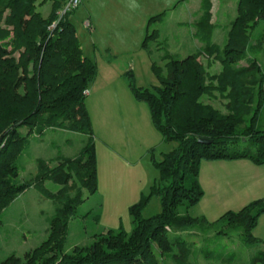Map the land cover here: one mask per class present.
Instances as JSON below:
<instances>
[{"label":"trees","instance_id":"1","mask_svg":"<svg viewBox=\"0 0 264 264\" xmlns=\"http://www.w3.org/2000/svg\"><path fill=\"white\" fill-rule=\"evenodd\" d=\"M45 1L40 0L38 5ZM51 1L44 15L36 9L37 0H0V210L33 185L55 204L50 240L65 233L68 217L84 201L83 189L91 194L98 185L93 139L75 157L63 156L55 166H51L50 159L38 158L31 183L13 180L24 140L20 126L46 123L63 114L69 127L93 137L83 91L96 76V64L82 53L70 19L73 10L59 14L66 0ZM201 2L198 34L208 39L201 52L183 58L164 52L161 58L166 61V75L157 76L160 84L152 89L137 87L132 73H128L134 97L147 104L152 123L163 140L177 143L172 150L161 153L160 159L152 158L159 176L148 195L142 194L138 202L128 207L131 230L121 226L95 233L90 244L76 247L71 253L59 245L58 255H43L48 240L26 254L24 262L9 257L3 264H197L192 247L196 236L186 229L199 223L213 224L225 217L230 218L226 232H238L245 244L264 245L253 235L257 220L264 213V197L238 211L228 210L212 222L189 214V209L204 195L199 182L203 160L248 159L256 165L264 164V128L257 126L264 102V73L256 59L246 66L238 63L246 53L248 29L264 20V0H238L237 14L222 47L210 43L208 38L211 0ZM161 15L150 17L149 24ZM146 39L147 35L142 46ZM263 41L264 28L254 46L260 47ZM200 54L212 56L220 63L221 71L206 73L197 58ZM151 67L158 73L155 61ZM254 68L259 76L249 74ZM255 85L257 99L249 114ZM213 91L226 99L225 113L201 100L203 95L213 97ZM201 137L209 142L200 141ZM72 175L79 184L69 181ZM45 180L61 187L50 192L44 186ZM152 195L159 197L161 210L144 217L143 209ZM94 218L98 220V216ZM251 263L264 264V247L256 250ZM223 264L231 263L225 259Z\"/></svg>","mask_w":264,"mask_h":264},{"label":"rangeland","instance_id":"2","mask_svg":"<svg viewBox=\"0 0 264 264\" xmlns=\"http://www.w3.org/2000/svg\"><path fill=\"white\" fill-rule=\"evenodd\" d=\"M39 1L37 0L36 9L42 13H48L52 1L46 0L42 6L38 5ZM219 1L221 11L217 16L214 14L213 18L219 30H227L236 14L238 0ZM214 2L216 4L215 12L218 0H214ZM228 2H230L229 5H227ZM201 7V0H155L154 6L145 5V12L150 15L162 11L165 14L152 20L147 25V29L145 23L138 30L140 34L144 32L147 35L145 46H142L143 38L140 43L135 40H122L124 45L115 47L117 54H114L113 58L106 56L107 54L98 45V49L96 48L94 51L96 53L91 52L93 44L91 39L86 36V33L89 35L91 30L86 29L84 25V17L87 14L84 0L73 10L70 18L75 25L82 53L86 56L90 54L96 64V76L88 85L89 93L85 97V106L90 117L93 137L69 127L68 120L64 118L63 114H59L55 119L46 123L20 126L19 131L24 140L22 149L16 158V175L13 180L15 183H31L37 169L38 158L50 159L52 160L51 166H55L63 156L75 157L86 142L93 139L95 148L97 147L99 184L96 191L91 194L83 189L84 201L75 209L73 215L68 217L65 233L51 240L49 238L50 223L56 214L53 200L46 198L31 184L23 192L13 197L0 210V264H3L9 257H17L23 261L26 254L48 240L46 248L42 251L43 255H58L59 245L63 246V251L71 253L76 247L90 244L94 240L95 233L104 232L107 229H117L121 226L127 231L131 230L128 207L133 203L128 204L124 195L129 191L130 193L136 192L138 196L134 203L139 201L142 194L148 195L152 184L159 176L152 158L160 159L161 153L172 150L177 143L164 141L163 137L158 135L155 145L153 144L149 148H153L151 152L148 148L145 151L140 149L141 146L138 143L141 142L140 138L132 134V130L133 132L136 130L133 124L136 113L140 112V107L142 109L143 107L149 108L146 103L137 102L130 89L128 73H132L134 84L137 87L152 89L160 84L157 76L166 75V61L161 58L164 52H170L180 58L201 52L208 40L198 34L197 23L201 21ZM132 22L135 26V16ZM213 26L211 23L210 32ZM217 28L213 30L214 34L218 31ZM263 28L264 20H260L255 26L248 29L249 41L246 53L238 60L239 65L246 66L256 59L262 73H264V41L260 47L254 46V43ZM93 36L94 42L101 37L98 34ZM210 37L211 35L208 37L210 43H217L213 34L211 39ZM217 44L221 47L224 45V43ZM197 58L208 74L219 73L222 69L220 63L212 56L200 54ZM151 61H155L159 67L158 73L152 69ZM249 74L259 76L255 68L250 70ZM256 91L257 85L253 87L255 98L249 107L251 108L249 114H251L257 99ZM212 96L203 95L201 100L225 113L223 103L226 99L220 98L218 91H213ZM39 126L42 127L41 130H39ZM257 126L264 128V102ZM117 130L120 131L119 140L116 138ZM126 140L130 145V152L127 156L131 158L126 157L127 165L117 164L114 158L107 157L106 154L120 150L124 152ZM111 168L117 169L115 182L112 181L113 174L109 173ZM69 181H76L79 184L74 175ZM44 186L50 192H56L61 187L52 180H45ZM210 202L211 194L206 196L201 205L210 204ZM199 207L200 204L191 207L189 214L192 216L201 214ZM160 210L159 197L152 195L144 207L142 215L148 217ZM95 216H98V220L94 218ZM229 219V217H225L213 224L199 223L186 229L187 233L196 236L197 242L192 247L194 261L197 264H223L225 259L231 264H252V256L258 248L264 247L263 242H254L252 245H248L245 244L238 232H226ZM254 233L256 236L264 238V214L259 216ZM61 239L62 244L60 243Z\"/></svg>","mask_w":264,"mask_h":264},{"label":"crops","instance_id":"3","mask_svg":"<svg viewBox=\"0 0 264 264\" xmlns=\"http://www.w3.org/2000/svg\"><path fill=\"white\" fill-rule=\"evenodd\" d=\"M136 2L139 4V7L133 10L130 8L131 0H84V8L87 13L84 17V25L86 26V29L91 30L89 35L86 33V36L91 39V43L93 44V49H91V52H94L98 45V47L102 48L105 54H107L106 56L113 58V55L117 54V52H115V47L124 45L122 40H135L139 41L140 43L141 39H144L146 35L144 32H141V34L138 32L140 27H143V25L146 23L147 29L150 17L158 14H165L164 11L155 15H150L148 12H145V5L154 6L155 0H143L142 2L140 0H136ZM229 4L230 2L227 3V5ZM215 5L216 4L214 0H211L210 23H213L214 26L210 32V39L212 38L213 34L217 43H225L228 28L227 30L225 29V31L224 29L219 30L216 27L213 15L215 14L217 16L221 11L220 1L218 0L217 8L214 12ZM43 14L46 15L47 13ZM134 16L136 18L135 26L132 22ZM216 28L218 31L216 34H214L213 30ZM94 34L101 35V37L96 40L97 43L93 40ZM213 43L217 44L216 42ZM202 45L200 46L202 47ZM95 53L96 52H94V54ZM148 53L150 54L149 51ZM87 57L91 58L90 54H87ZM87 90L89 93L88 87ZM88 93L86 95H88ZM137 102L141 101L137 100ZM140 108V112L136 113V119L134 120L133 124L134 127H136V130H134V132L132 130V134L133 136L140 138L139 140L141 142H138L141 146L140 149H144L145 151L147 148L149 149L152 147L151 145L157 141V136L161 135V133L154 127L149 109H146L145 107H143V109L142 107ZM119 133L120 131L117 130V140L120 138ZM129 152L130 145L127 141L124 152L121 150L118 152L113 151L112 154L108 153L106 156L114 158L117 161V164L127 165L126 157L131 158L127 156ZM109 173L113 174L112 181L115 182L117 169L114 170L111 168ZM97 174L99 184V168ZM199 182L203 188L204 195L197 203L200 204L199 208L201 213L198 214V216L201 215L204 216L208 221H214L219 215L228 210L238 211L249 202L264 197V164L256 165L248 159L203 160L199 170ZM209 193L211 194L212 204L210 202V204L201 205L203 200L206 199V196L210 195ZM124 196L127 200V203L130 204L134 203L138 194H136V192L130 193L129 191V193L125 194ZM255 228L256 226L254 229ZM254 229L253 235L264 241V238L255 235Z\"/></svg>","mask_w":264,"mask_h":264},{"label":"built area","instance_id":"4","mask_svg":"<svg viewBox=\"0 0 264 264\" xmlns=\"http://www.w3.org/2000/svg\"><path fill=\"white\" fill-rule=\"evenodd\" d=\"M82 0H66L63 4V7L59 11V14L62 15L63 13L69 12L77 8L81 4ZM54 26V23L53 25ZM84 94L88 93V90L85 89L83 91Z\"/></svg>","mask_w":264,"mask_h":264},{"label":"clouds","instance_id":"5","mask_svg":"<svg viewBox=\"0 0 264 264\" xmlns=\"http://www.w3.org/2000/svg\"><path fill=\"white\" fill-rule=\"evenodd\" d=\"M138 7H139V4L136 2V0H131L130 8L134 10L135 8H138Z\"/></svg>","mask_w":264,"mask_h":264},{"label":"water","instance_id":"6","mask_svg":"<svg viewBox=\"0 0 264 264\" xmlns=\"http://www.w3.org/2000/svg\"><path fill=\"white\" fill-rule=\"evenodd\" d=\"M200 141H203V142H209V140L207 138H199Z\"/></svg>","mask_w":264,"mask_h":264}]
</instances>
